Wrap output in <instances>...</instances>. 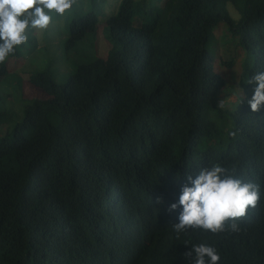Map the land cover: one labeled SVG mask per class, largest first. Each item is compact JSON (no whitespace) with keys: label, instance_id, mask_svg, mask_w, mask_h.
Instances as JSON below:
<instances>
[{"label":"trees","instance_id":"trees-1","mask_svg":"<svg viewBox=\"0 0 264 264\" xmlns=\"http://www.w3.org/2000/svg\"><path fill=\"white\" fill-rule=\"evenodd\" d=\"M88 1L67 24V45L97 30L98 0ZM223 20L252 57L234 111L219 106L225 80L208 50ZM101 21L104 58L83 60L61 83L49 71L31 76L48 97L11 124L0 113V264H190L183 253L200 243L219 264H264V106L251 110L247 82L264 71V0H122ZM35 32L7 60L36 50ZM213 163L258 183L260 201L238 233L177 238L182 206H169L185 173Z\"/></svg>","mask_w":264,"mask_h":264},{"label":"clouds","instance_id":"clouds-1","mask_svg":"<svg viewBox=\"0 0 264 264\" xmlns=\"http://www.w3.org/2000/svg\"><path fill=\"white\" fill-rule=\"evenodd\" d=\"M75 4L77 0H0V64L17 46L27 43L29 28L47 29L52 22L50 13L63 16ZM247 82L255 85L248 104L257 112L264 106V71L254 73ZM185 175L188 183L181 186L178 201L168 209L172 212L182 206L178 223L172 224L177 238L188 229L238 233L240 222L248 218L249 209H254L261 198L260 185L237 175L235 167L213 163L200 167L195 178ZM183 256L190 258V264H219L221 259L217 249L207 243L192 245Z\"/></svg>","mask_w":264,"mask_h":264},{"label":"rangeland","instance_id":"rangeland-1","mask_svg":"<svg viewBox=\"0 0 264 264\" xmlns=\"http://www.w3.org/2000/svg\"><path fill=\"white\" fill-rule=\"evenodd\" d=\"M121 1L98 0L96 6L101 17L97 30L86 33L73 45L66 43L69 39L67 24L78 11L86 12L91 9L90 1L77 0V4L63 16L55 12L50 13L52 22L48 28L36 29L34 39L38 43L37 49L23 58L6 59L8 72L0 79V113L7 115L5 125L20 119L25 106L34 99L48 97L42 88L31 82V76L43 70L49 71L55 81L61 83L74 70L75 65L85 62V59L92 56L101 58L106 56L110 43L107 39L108 25L106 21H101V18L106 20L110 15H114ZM150 2L154 5L158 0ZM225 7L232 21L236 23L240 17L238 10L231 3H226ZM228 27V23L223 20L214 28L213 36L208 42V50L213 60L214 71L225 80L223 90L219 93V102L234 111L242 98L241 88L236 80L244 64L252 62V57H248L246 51L240 47L238 38L230 33ZM223 60L230 61L233 65L229 67ZM15 113L19 118L15 117Z\"/></svg>","mask_w":264,"mask_h":264}]
</instances>
